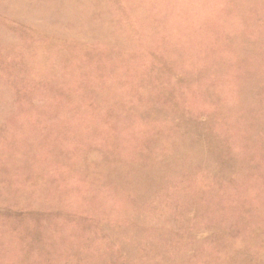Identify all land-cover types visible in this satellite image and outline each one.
<instances>
[{
  "label": "rangeland",
  "instance_id": "1",
  "mask_svg": "<svg viewBox=\"0 0 264 264\" xmlns=\"http://www.w3.org/2000/svg\"><path fill=\"white\" fill-rule=\"evenodd\" d=\"M0 264H264V0H0Z\"/></svg>",
  "mask_w": 264,
  "mask_h": 264
}]
</instances>
